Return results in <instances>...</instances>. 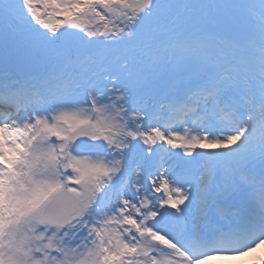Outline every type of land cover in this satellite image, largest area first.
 <instances>
[{"label":"snow or ice","instance_id":"1","mask_svg":"<svg viewBox=\"0 0 264 264\" xmlns=\"http://www.w3.org/2000/svg\"><path fill=\"white\" fill-rule=\"evenodd\" d=\"M261 246L264 0H0V264Z\"/></svg>","mask_w":264,"mask_h":264},{"label":"rangeland","instance_id":"2","mask_svg":"<svg viewBox=\"0 0 264 264\" xmlns=\"http://www.w3.org/2000/svg\"><path fill=\"white\" fill-rule=\"evenodd\" d=\"M261 255H264V246L257 249L255 253H250L238 258H225L221 261L215 262V264H251L254 259L259 258Z\"/></svg>","mask_w":264,"mask_h":264}]
</instances>
